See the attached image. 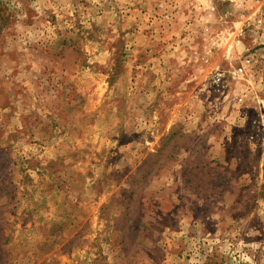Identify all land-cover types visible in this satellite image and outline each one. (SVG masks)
Instances as JSON below:
<instances>
[{
  "label": "rangeland",
  "instance_id": "rangeland-1",
  "mask_svg": "<svg viewBox=\"0 0 264 264\" xmlns=\"http://www.w3.org/2000/svg\"><path fill=\"white\" fill-rule=\"evenodd\" d=\"M170 1L0 0V264H264V0Z\"/></svg>",
  "mask_w": 264,
  "mask_h": 264
},
{
  "label": "crops",
  "instance_id": "crops-1",
  "mask_svg": "<svg viewBox=\"0 0 264 264\" xmlns=\"http://www.w3.org/2000/svg\"><path fill=\"white\" fill-rule=\"evenodd\" d=\"M169 4L175 5L176 9H178L177 20L189 19L190 21L184 24L176 23V27H174L176 24L171 27L174 28L172 30L180 28L179 32L181 33V36L179 39H175L176 42H171V37L172 35H174V31H172L171 33H167V35L164 37V41L168 42V44L166 46L163 45L165 47V50L161 48L155 58L163 57L165 61L166 59H170V57H172V55H174L178 50V52L182 53L181 56L183 58L185 57V54L190 51L194 43L198 41L197 37L201 38L204 35L200 26L203 25V23L200 20L207 18L206 16H204V12L202 11L203 8L201 7L199 0H171ZM194 7H196L197 9L195 8L194 10ZM181 37H183V39ZM219 37L220 35L216 38L214 37V42L218 40ZM218 44L220 43L218 42ZM196 49L197 48H195L194 50L196 51Z\"/></svg>",
  "mask_w": 264,
  "mask_h": 264
}]
</instances>
